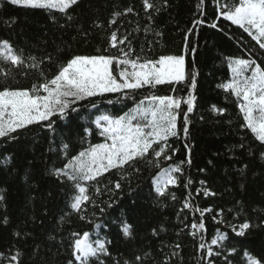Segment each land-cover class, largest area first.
<instances>
[{
	"label": "trees",
	"instance_id": "obj_1",
	"mask_svg": "<svg viewBox=\"0 0 264 264\" xmlns=\"http://www.w3.org/2000/svg\"><path fill=\"white\" fill-rule=\"evenodd\" d=\"M155 2L157 6L164 5V0ZM198 2L167 0V5L155 15L154 21H149L142 9V0H81L72 12V21H67L55 10L28 9L0 0V39H9L18 51L23 50L25 57L43 59L50 55L52 61H45L42 65L50 74L56 71L59 62L72 55L94 54L97 47H104L102 38L106 35L107 21L112 13L131 6L134 13L120 17L121 32H132L137 24L141 28L149 26L147 35L143 31L133 33L136 52L149 58L179 54L184 35L193 27L194 19L201 18L196 8ZM202 7L206 8L207 19L211 22L215 14L211 0ZM96 23L103 27L97 28ZM220 28L222 30L212 29L207 24L197 26L195 34L189 37L191 45L196 48L194 54L186 57V69L194 66L197 72V87L193 92L195 107L188 114L191 123L187 141L183 139L182 132L179 138H170L169 143L179 148V152L173 161L164 162L167 166L184 160L186 150L183 144L187 142L191 146L192 164L182 166L184 173L180 177V185L169 188L177 198L158 196L152 180L158 170L146 161H140L136 165L139 173L132 168L119 173L114 170L99 178V182L87 183L89 195L101 207L112 201L118 203L107 209L104 215L89 204L82 213L87 219H79L69 206L71 185L61 183L49 174L53 167H62L67 162L63 144L70 145V158L90 144L105 142L93 121L104 114L123 115L153 90H138L134 100L120 102H117L115 94L95 98L97 108L84 107L88 104L84 101L78 105V112L69 113L65 120H56L54 130L34 125L20 134L16 141H0V194L5 196V200L0 202V216L6 214L9 219L7 225L0 223V253L7 257L19 250L23 264H67L71 233L88 231L93 239L111 241L112 258H105L106 264L133 259L134 255L146 251L151 252V256L146 258L145 264H161L166 256L171 257L170 264H202L201 253L196 247L199 237L194 239L189 234L191 229L186 227L199 213L190 209L181 212L186 198L201 208H212L214 213L223 210L217 217L225 221L221 224L213 221V213L205 214L207 231L204 242L210 244L217 229L228 233L230 239L224 244L226 248L233 245L237 248V254L232 257L234 264H245L244 250L253 254L264 253V160L259 158L261 146L248 130L241 128L243 120L236 97L218 87L231 79L227 58H252L261 62L264 54L247 34L230 22L221 21ZM84 32L89 33L87 38ZM157 32L163 35L157 36ZM4 66L0 63V67ZM37 78L38 73L34 71L27 77L14 73V78L7 81L0 77V84L29 87ZM176 87L181 89L177 93L171 92L168 86L154 91L157 95L187 96L184 85ZM108 99L113 103H107ZM213 105L226 111L219 115L211 110ZM182 107L186 110V105ZM85 128L90 130V134L84 132ZM241 143L245 146L243 149L239 147ZM7 157H11V161L5 165L3 160ZM26 174L28 179H25ZM188 178L192 184L185 188ZM115 180H120L123 190L109 192L108 188L112 187L109 181ZM200 181L205 183L201 185ZM96 188L100 189L99 194ZM205 188L215 195L205 196ZM197 189L200 190L199 195ZM119 219L132 225L134 239L123 237L117 226ZM245 220L252 224V228L244 237L235 236L231 225L238 226ZM96 224L102 225V230L97 229ZM161 227L165 231L154 236L152 230ZM16 231L25 234L24 238L14 236ZM176 244L181 247L175 249ZM216 247L213 246L214 249ZM0 262L7 264L3 257H0ZM216 264H223V257Z\"/></svg>",
	"mask_w": 264,
	"mask_h": 264
},
{
	"label": "snow or ice",
	"instance_id": "obj_2",
	"mask_svg": "<svg viewBox=\"0 0 264 264\" xmlns=\"http://www.w3.org/2000/svg\"><path fill=\"white\" fill-rule=\"evenodd\" d=\"M81 0H5L6 4L34 10H46L62 14L67 21H72V12L79 6ZM207 0H199L196 8L201 18L194 19L193 27L188 30L183 38V47L179 54H161L157 58L142 56L136 52L133 46V33L143 31L147 35L149 26L143 28L139 24L132 32H121L123 25L120 17L134 13L133 7H127L123 11H114L107 21L106 35L102 38L104 47H97L94 54H75L61 61L56 66V71L45 72L42 65L45 61L51 62L49 55L43 59L35 56L25 57L23 50H17L9 39H0V77L6 81L14 78V73L27 77L31 71L38 73V78L29 87H13L8 83L0 84V141L8 143L19 139L20 134L30 129L31 126L39 125L49 130H54L56 120L67 119L69 113L78 112V105L87 101L84 107L97 108L98 102L95 98H104L109 94H115L117 102L125 99H135V93L141 89H151L153 92L139 100L135 107L123 115L114 117L104 114L95 119L93 123L100 130L99 134L105 138V142L90 144L88 148L76 155L68 157L70 145L63 144V153L67 162L62 167H53L50 175L61 183L71 185L70 208L79 216L80 220L87 217L82 213L86 211L87 205L91 204L98 208L99 213L104 215L107 209L114 208L118 201L107 203L101 207L96 203L86 186L89 182H99V178L112 171L121 172L132 168L139 173L136 165L140 161H146L158 171L152 178L155 192L163 197L170 195L175 200L176 194L169 192L170 187H178L183 176V165H191V146L185 142L186 158L178 163L164 162L173 161L179 148L169 143L170 138H179L181 132L183 139L187 141L189 136V113L193 112L196 96L193 94L197 87V72L193 66L186 69V57L196 52V48L190 43V35L195 34L197 26L205 25L209 28L222 30L221 21L230 22L247 34L251 41L255 42L258 50L264 54V0H211L215 10L211 22L207 19ZM164 5L157 6L155 0H142V9L149 21H154L155 15L159 14ZM139 15V13H136ZM55 20V17H52ZM97 28L103 27L96 23ZM162 36L160 32L155 33ZM87 38L89 33L84 32ZM75 39V38H73ZM150 43V42H149ZM59 50V49H58ZM115 50V54H112ZM143 52V48L141 49ZM228 68L231 72L229 82L222 83L218 87L230 93L237 100L239 112L242 115V129L248 130L255 141L261 146L259 158L264 160V61L257 62L252 58H227ZM22 70V71H21ZM184 85L187 96L157 95L154 90L162 86H168L173 93L181 89L176 86ZM107 103H113L108 99ZM186 105V110L182 107ZM213 112L223 115L226 109H211ZM182 118V122H181ZM90 134L88 128L84 129ZM241 149L245 146L239 145ZM250 155L252 153H249ZM11 157L3 160L7 165ZM211 163V161H209ZM247 165H245V168ZM203 171V169H201ZM28 179V175H25ZM124 179V176H121ZM201 185L205 182L200 181ZM112 187L109 192L123 190L120 180L109 181ZM192 184L188 178L184 184L188 188ZM107 187V186H106ZM2 191V190H0ZM96 193L100 189L96 188ZM200 190L197 189V195ZM205 196L215 195L207 188L203 189ZM191 195V194H189ZM5 196L0 194V202ZM190 209L199 216L190 225V235L195 239L199 237L196 245L201 253L202 264H216L223 257V264H234L232 257L237 254V248L233 245L226 248L224 242L230 239L226 232L216 230L217 234L211 238L210 244H206L205 214L213 213L212 219L217 224L225 223L220 212H213L210 207H199L186 198L183 201L181 212ZM231 211V209H229ZM95 216L96 213L94 212ZM8 216H0V223L7 225ZM91 223V221H88ZM119 231L123 237L134 239L133 227L124 219H119ZM97 229L102 230V225L96 224ZM252 224L245 220L238 226L231 225V231L237 237H244ZM165 231L163 227L159 230L153 229L152 234L158 236ZM20 231L14 232V236L23 239ZM70 258L67 264H106V259L112 258L109 248L110 240L92 238L88 231L71 233ZM213 246H217L215 249ZM165 247H167L165 245ZM180 244L175 245L179 249ZM163 251V248H161ZM178 255V253H174ZM151 252L134 255L133 259L115 260L114 264H145L146 258ZM7 264H23L22 253L17 250L14 254L5 257ZM245 264H264V253L253 254L248 250L243 251ZM171 257L166 258L161 264H170ZM2 264V262H0Z\"/></svg>",
	"mask_w": 264,
	"mask_h": 264
},
{
	"label": "rangeland",
	"instance_id": "obj_3",
	"mask_svg": "<svg viewBox=\"0 0 264 264\" xmlns=\"http://www.w3.org/2000/svg\"><path fill=\"white\" fill-rule=\"evenodd\" d=\"M231 73V72H230Z\"/></svg>",
	"mask_w": 264,
	"mask_h": 264
}]
</instances>
